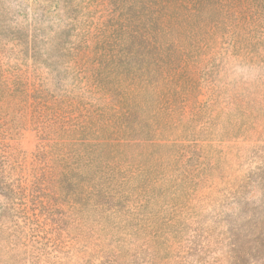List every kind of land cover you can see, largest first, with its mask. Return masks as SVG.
<instances>
[{"label": "rangeland", "instance_id": "rangeland-1", "mask_svg": "<svg viewBox=\"0 0 264 264\" xmlns=\"http://www.w3.org/2000/svg\"><path fill=\"white\" fill-rule=\"evenodd\" d=\"M0 264H264V0H0Z\"/></svg>", "mask_w": 264, "mask_h": 264}]
</instances>
